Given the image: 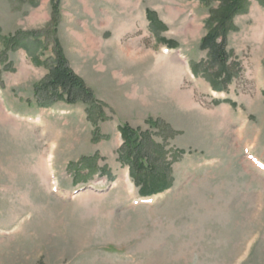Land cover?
<instances>
[{
  "label": "rangeland",
  "instance_id": "374dc122",
  "mask_svg": "<svg viewBox=\"0 0 264 264\" xmlns=\"http://www.w3.org/2000/svg\"><path fill=\"white\" fill-rule=\"evenodd\" d=\"M250 1L224 71L201 46L216 2L0 0V264H264V7ZM56 40L97 105L37 92ZM128 129L160 167L141 159L146 190Z\"/></svg>",
  "mask_w": 264,
  "mask_h": 264
},
{
  "label": "trees",
  "instance_id": "16d2710c",
  "mask_svg": "<svg viewBox=\"0 0 264 264\" xmlns=\"http://www.w3.org/2000/svg\"><path fill=\"white\" fill-rule=\"evenodd\" d=\"M204 3L209 5L210 2L218 3V6L215 8H211L209 11V17L206 21V29L207 34L205 38L202 40L201 46L204 49H209L211 55L215 57V60L220 61V66L226 70L227 66V54L225 51L226 39L227 36L236 30L235 19L236 17L245 14L248 12L251 1L250 0H201ZM260 5L264 7V0H258ZM55 8H57L55 6ZM58 10V9H57ZM56 16V14H55ZM56 24L57 19H53ZM8 43H10L9 39H6ZM14 44H19L20 41L13 39ZM56 54L58 58L57 67L53 70L52 76L48 83L43 84L37 88V92L42 93V90H46L44 93L47 95L48 93L53 94L54 97L48 101L56 100L54 98L62 99L64 95H67L68 102L75 103L78 101L80 97H82L87 103L97 105V100L95 95L88 90L83 84L82 80L77 78L69 69L68 62L65 59L64 53L59 46L58 41L56 40ZM223 71V72H224ZM229 73V70H228ZM48 84V85H47ZM59 89L63 90V93H59ZM52 96V95H50ZM128 128V127H127ZM128 140L130 142L131 136L133 143L132 149L128 154V156L133 157L132 165V173L135 178L142 184L143 189L146 190L150 186L153 187L155 185V180L151 176H147L146 169L144 167L142 158L149 160L147 163L151 166L152 172H156L160 169V167L155 163L152 158L147 157V150L149 149V145H141L142 141L146 143L149 142V137H144V134H141L142 137H137V133L132 129H128ZM139 138L141 140H139ZM153 176V175H152ZM147 177V179H143ZM150 184V185H149Z\"/></svg>",
  "mask_w": 264,
  "mask_h": 264
},
{
  "label": "bare ground",
  "instance_id": "6f19581e",
  "mask_svg": "<svg viewBox=\"0 0 264 264\" xmlns=\"http://www.w3.org/2000/svg\"><path fill=\"white\" fill-rule=\"evenodd\" d=\"M54 156V155H53ZM52 166V165H51ZM53 172V171H52Z\"/></svg>",
  "mask_w": 264,
  "mask_h": 264
}]
</instances>
